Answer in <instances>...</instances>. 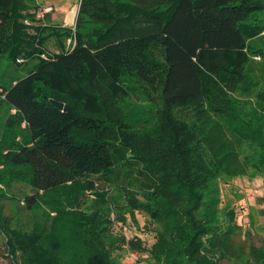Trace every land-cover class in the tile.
I'll use <instances>...</instances> for the list:
<instances>
[{
	"label": "trees",
	"instance_id": "obj_1",
	"mask_svg": "<svg viewBox=\"0 0 264 264\" xmlns=\"http://www.w3.org/2000/svg\"><path fill=\"white\" fill-rule=\"evenodd\" d=\"M22 2L0 0V54L38 58L25 77L0 85V108L15 110L0 140V232L13 263L120 264L113 251L126 246L146 264H264V246L235 242L234 209L222 214L206 200L215 173L264 169V87L248 69L264 59V43L251 44L264 36V0H79L74 28L30 26ZM52 36L70 47L48 53ZM135 90L158 105L143 129L124 107ZM239 93L249 96L242 104ZM179 108L200 122L224 117L235 141L214 123L197 150ZM245 143L253 153L242 157ZM15 183L31 192L9 195ZM12 199L41 217L17 227L6 213ZM125 205L155 224L151 244L112 232L111 213L124 218Z\"/></svg>",
	"mask_w": 264,
	"mask_h": 264
},
{
	"label": "rangeland",
	"instance_id": "obj_2",
	"mask_svg": "<svg viewBox=\"0 0 264 264\" xmlns=\"http://www.w3.org/2000/svg\"><path fill=\"white\" fill-rule=\"evenodd\" d=\"M20 9L25 16L32 17L33 19H24V22L30 26L36 24H56L62 26H72L74 28L76 16L79 8V1L77 0H21ZM53 5L54 10L46 12L43 16L39 17L38 13L46 5ZM56 5V6H55ZM76 7V15L74 22L67 21V12L70 8ZM30 31L33 32L32 28ZM264 43V36L251 41L253 46H261ZM46 50L48 53H56L63 49L70 47V39L57 38L56 36L50 37L46 43ZM38 58H26L20 62H16L10 59L6 54H0V85L2 87L9 88L14 80H19L25 77L35 68ZM249 73L254 80L261 83L264 87V59L259 56L252 58L250 65L248 66ZM241 101H246L249 96H244L239 93L236 95ZM157 104L153 101H147L143 93L139 90H135L131 93L130 97L124 103L125 111L127 112L130 123L135 128L143 129L148 125L154 123L153 114L157 108ZM247 106L244 107L246 110ZM15 110L10 109L7 105L0 108V140L8 131L7 120L10 114ZM178 114L184 118L190 125L191 138L199 150L206 142L201 140L203 130L207 129L214 123H220L219 125L224 128L228 141H235V136H232L226 119L219 117L211 113L202 114V118L206 121L200 122L197 117H191L182 110H175ZM195 122V124H192ZM195 126V127H194ZM15 132H21L20 127H15ZM217 131V132H216ZM220 129L215 130L214 127L209 131V135L217 136ZM241 156L252 155L253 149L251 144L245 143L240 150ZM103 181V179H102ZM110 186H104L109 188ZM21 189L24 191H30L24 185L14 184L12 189H6L9 195L13 193L20 194ZM111 195L115 197L116 201L121 199L122 191L119 189H112ZM264 169L257 171L255 167H251L249 171L240 173L238 175H232L228 173L214 174L210 181L208 188L206 189V200H213L217 203L219 209L222 211L226 209H234L236 214V222L241 225V233L234 236L235 242L242 248L248 249L250 244L256 246H264ZM95 200V194L88 191L86 202L83 205V209L90 211L93 209L92 204ZM120 202L124 205L123 199ZM6 213L13 214L16 217V226H25L29 228L32 224V219L40 218L33 212H28L23 208V202L21 199H12L5 201ZM123 213L124 218L117 217L118 209L115 208L111 217L114 219L112 226V232L115 235H125L128 239L140 238L143 241L151 244L155 239V224L150 222L148 216L139 209L134 211L135 219L130 209L125 205L119 207ZM138 251L141 253L140 249ZM113 256L120 264H137L141 260H137L136 255L131 252L126 246H122L119 249L113 251ZM144 260V255L141 256ZM142 262V261H141ZM0 264H14L11 256L7 252L5 245V238L0 232ZM221 264H229L227 261H222ZM241 264V262H240Z\"/></svg>",
	"mask_w": 264,
	"mask_h": 264
},
{
	"label": "built area",
	"instance_id": "obj_3",
	"mask_svg": "<svg viewBox=\"0 0 264 264\" xmlns=\"http://www.w3.org/2000/svg\"><path fill=\"white\" fill-rule=\"evenodd\" d=\"M52 10H54V6L53 5H46V6H44L42 9H41V11L38 13V16L39 17H41V16H43L46 12H50V11H52ZM135 255H136V258H137V260H141V261H139L137 264H146L145 263V261L141 258V256L143 255V254H141L138 250H135V251H132Z\"/></svg>",
	"mask_w": 264,
	"mask_h": 264
},
{
	"label": "bare ground",
	"instance_id": "obj_4",
	"mask_svg": "<svg viewBox=\"0 0 264 264\" xmlns=\"http://www.w3.org/2000/svg\"><path fill=\"white\" fill-rule=\"evenodd\" d=\"M75 15H76V7L70 8L67 12V21L70 23L74 22Z\"/></svg>",
	"mask_w": 264,
	"mask_h": 264
},
{
	"label": "water",
	"instance_id": "obj_5",
	"mask_svg": "<svg viewBox=\"0 0 264 264\" xmlns=\"http://www.w3.org/2000/svg\"><path fill=\"white\" fill-rule=\"evenodd\" d=\"M78 9V8H77ZM52 103L58 107L59 109H62L64 107V102L62 101H58V100H55V99H52Z\"/></svg>",
	"mask_w": 264,
	"mask_h": 264
},
{
	"label": "crops",
	"instance_id": "obj_6",
	"mask_svg": "<svg viewBox=\"0 0 264 264\" xmlns=\"http://www.w3.org/2000/svg\"><path fill=\"white\" fill-rule=\"evenodd\" d=\"M77 1H79V0H77ZM56 6V5H55Z\"/></svg>",
	"mask_w": 264,
	"mask_h": 264
}]
</instances>
